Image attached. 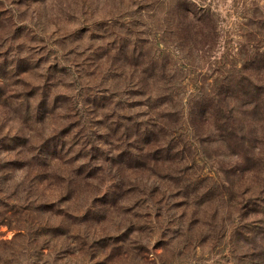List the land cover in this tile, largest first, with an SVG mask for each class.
I'll use <instances>...</instances> for the list:
<instances>
[{"label": "rangeland", "instance_id": "374dc122", "mask_svg": "<svg viewBox=\"0 0 264 264\" xmlns=\"http://www.w3.org/2000/svg\"><path fill=\"white\" fill-rule=\"evenodd\" d=\"M263 42L264 0H0V264H263L264 107L198 98ZM162 112L171 181L102 131Z\"/></svg>", "mask_w": 264, "mask_h": 264}, {"label": "trees", "instance_id": "16d2710c", "mask_svg": "<svg viewBox=\"0 0 264 264\" xmlns=\"http://www.w3.org/2000/svg\"><path fill=\"white\" fill-rule=\"evenodd\" d=\"M202 36L205 37V34ZM251 50L252 56L250 58L242 59V62H244L242 64L243 67L237 74L236 82L233 83L231 79H227L220 85H214L212 88H205L203 89V93H201L198 98L203 102H207L208 100H216L218 103L225 102L227 99L231 105L228 107L227 111H231V113H233L231 114L232 116L240 115V112L232 108L234 97H232L230 93H226V89H228L230 86L233 89L238 90V97H246L249 99V107L252 105L255 107L257 103L264 107V80L258 78V75L262 76L260 73L264 70V44L254 45L252 46ZM164 68L165 71L170 72L169 68ZM163 81L164 83H162V85L164 86V84L168 81L165 79ZM160 91L162 92L160 93ZM147 94L150 96V99L159 97L161 98L163 94L170 96V98L176 97L175 95H172L171 97L172 91H170V89L167 91L166 88L164 90V87L162 89L158 87L150 89L148 90ZM235 99L236 101L240 100V98ZM241 100L243 101V99ZM165 101L166 99L163 98V103ZM208 107V109L211 110H204L202 112L199 111L201 115H205V113L206 115L205 117L203 116V118H201L199 121L198 129H203L202 134L206 137H209L211 140L216 141L217 143H223L225 142V136H223V134H228V132H226L227 130H224L222 126L218 124L217 112L214 109L212 110V107L215 108V104ZM243 115H246V113ZM166 118V112H162L159 114V118L151 120L152 123L150 124L139 123L131 121L130 119H126L129 125L123 124L120 127L119 125L113 123V130L110 128V126L103 124V137L108 138L110 136L117 142H125L124 148L128 149L127 155L125 157V163H128L132 169L145 172L151 171L154 166H159L164 172H166L165 175L167 176L165 177H167V180L171 181L174 179L172 177L179 175L183 171V165L186 164L185 162H187V160L185 157L181 156V145L172 146L168 144L169 142H167L165 138L166 131L164 130L167 125L165 120ZM263 118L264 116L252 121L255 126L254 129L262 137H257L254 139L256 147H259L261 145V139H264ZM248 122L249 121H247V123ZM239 131L241 133H248L249 129L246 125L243 126V128H241ZM121 138H124V141ZM113 150L120 152L121 148L116 147ZM137 184H139L138 181L131 185L134 186V188H137Z\"/></svg>", "mask_w": 264, "mask_h": 264}]
</instances>
